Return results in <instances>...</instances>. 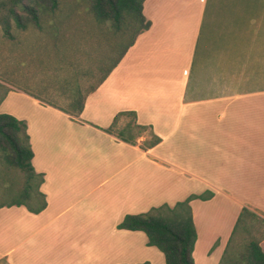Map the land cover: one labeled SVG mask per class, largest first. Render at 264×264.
<instances>
[{
	"label": "crops",
	"instance_id": "0c3cea01",
	"mask_svg": "<svg viewBox=\"0 0 264 264\" xmlns=\"http://www.w3.org/2000/svg\"><path fill=\"white\" fill-rule=\"evenodd\" d=\"M141 14L147 28L99 77L50 99L4 94L45 205L0 206V264H162L143 232L116 224L190 194L210 192L188 201L193 264H218L242 208L264 221V13L246 0H142ZM124 111L134 116L119 114L117 132L145 126L132 144L110 130Z\"/></svg>",
	"mask_w": 264,
	"mask_h": 264
},
{
	"label": "rangeland",
	"instance_id": "374dc122",
	"mask_svg": "<svg viewBox=\"0 0 264 264\" xmlns=\"http://www.w3.org/2000/svg\"><path fill=\"white\" fill-rule=\"evenodd\" d=\"M246 1L257 18L264 13V0ZM39 10V28L27 25L19 29L12 22V37L7 38L0 27V102L9 86L50 99L53 93L68 92L77 77H99L118 59L137 26L129 27L123 20L116 27L110 20L96 18L91 0H56L53 10L48 6ZM8 106V101L0 103V112H7ZM118 129L114 123L110 130L117 133ZM22 187L23 173L0 161V203L23 200ZM215 224L207 225L210 233ZM246 229L240 220L229 235L222 262L228 261L237 241L260 237L264 223ZM258 244L264 253V238Z\"/></svg>",
	"mask_w": 264,
	"mask_h": 264
},
{
	"label": "trees",
	"instance_id": "16d2710c",
	"mask_svg": "<svg viewBox=\"0 0 264 264\" xmlns=\"http://www.w3.org/2000/svg\"><path fill=\"white\" fill-rule=\"evenodd\" d=\"M141 2L142 0H91V10L94 16L100 20H110L116 27L123 20L129 27L135 26L137 23L132 39L124 46L120 56L132 44L135 36L146 29L149 24L141 14ZM43 6H48L53 10L56 7V0H0V27L3 34L7 38L12 37L10 32L12 22L19 29H24L27 25L39 28L38 13ZM119 114L134 116L132 111L119 112L113 117L112 124ZM144 129L145 126L143 125L127 122L117 132V137L132 144L133 137ZM105 130L109 131V128ZM157 141L158 137L152 135L146 144L153 145ZM31 156L24 122L9 114L0 113V161H4L23 173L21 194L24 197L23 200L0 203V206L2 204L7 206L23 205L32 213H37L43 209L45 200L39 191L42 174L34 172L30 163ZM209 195L210 192L199 195L190 194L172 206L161 204L143 213L126 214L116 224V228L143 232L146 237V245L154 246L162 253L164 264H193L191 252L195 240V229L188 201L192 198L204 199ZM242 219L243 229L246 227L249 229L253 223H264L253 213L242 208L230 236L237 223ZM230 236L226 241L218 264H264V253L258 244L264 238V233H261L258 238H248L244 243L237 241V248L232 252L228 261L222 262Z\"/></svg>",
	"mask_w": 264,
	"mask_h": 264
}]
</instances>
